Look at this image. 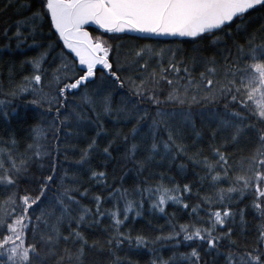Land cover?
<instances>
[{
  "label": "snow or ice",
  "instance_id": "obj_1",
  "mask_svg": "<svg viewBox=\"0 0 264 264\" xmlns=\"http://www.w3.org/2000/svg\"><path fill=\"white\" fill-rule=\"evenodd\" d=\"M5 55L0 264H264V0H0Z\"/></svg>",
  "mask_w": 264,
  "mask_h": 264
},
{
  "label": "trees",
  "instance_id": "obj_2",
  "mask_svg": "<svg viewBox=\"0 0 264 264\" xmlns=\"http://www.w3.org/2000/svg\"><path fill=\"white\" fill-rule=\"evenodd\" d=\"M28 55H32V53H31V51H29L28 52ZM26 57L25 56H23V55H17L16 57H15V62H16V64H17V66H19V62L22 60V59H25ZM10 57L9 56H7V55H5V56H3L2 57V59H0V68H3V66L6 64V63H8L9 61H10ZM5 71H6V69H5ZM28 125H24V127H27ZM161 223H163V221L161 220L160 221ZM133 259H138V257H133ZM141 264H143V261L141 260Z\"/></svg>",
  "mask_w": 264,
  "mask_h": 264
}]
</instances>
